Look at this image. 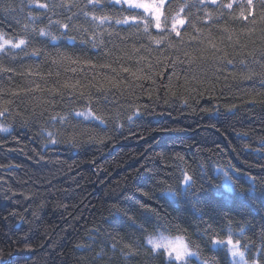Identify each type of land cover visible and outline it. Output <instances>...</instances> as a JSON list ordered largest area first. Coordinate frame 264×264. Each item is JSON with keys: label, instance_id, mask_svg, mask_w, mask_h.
Returning <instances> with one entry per match:
<instances>
[{"label": "trees", "instance_id": "obj_1", "mask_svg": "<svg viewBox=\"0 0 264 264\" xmlns=\"http://www.w3.org/2000/svg\"><path fill=\"white\" fill-rule=\"evenodd\" d=\"M86 2L78 0V7L70 12L58 9L60 15L43 14L33 25L36 31L23 28L28 23L27 0H23L24 13L17 11L8 17L0 13V33L4 38H23L27 42L22 50L6 46L0 52V69H11L0 70V107L10 101L6 105L9 111L0 116V125L9 128L8 132H0V259L6 264H166L163 255L153 258L143 249L125 260L119 253L122 244L115 253L111 251L114 238L143 241L144 233L130 227L126 218L115 219L117 208H130L128 215L137 225L144 223L145 214L152 217L147 232L155 230L157 221L163 224L166 220L169 231L165 234L177 235L172 225H178L186 230L192 245H200L202 259L230 264L224 250L211 251L198 238L200 221L190 206L155 199L160 191L156 180L164 172L154 176L155 170L165 165L166 171L174 174L177 165H187L199 175L198 165L213 170L229 162L238 169V185L247 199L217 197L211 186H206L207 199L219 201L212 224L216 231L224 229L222 239L227 235L229 221L234 232L245 226L247 239L241 243H250L251 259L264 232V77L242 80L230 74L242 69L241 59L254 72H264L250 57L236 54L241 46H246L244 53L261 46L259 30L251 34L242 31L251 25L233 19L246 0H220L221 4L232 2L233 9H223V17L215 20L214 16L208 25L203 22L204 11L198 0H172L173 10L186 2L189 5L182 14L186 16L181 26L184 43L170 33L161 45L150 41L142 25L138 31L136 27L115 24V19L132 14L120 6L105 5L103 13L113 20L96 28L81 12ZM254 2L259 15L258 0ZM15 3L18 9L21 0ZM206 7L214 14L221 11L215 5ZM73 13L76 15L72 21H67L66 17ZM33 14L40 13L33 10ZM48 16L68 22L67 34L62 35L65 30L58 25H48ZM15 18L20 22L15 23ZM193 24L203 29L204 35L210 32L219 47L230 54L234 65L214 63L213 49L207 41H190V35H197ZM225 26L233 33L232 41L222 31ZM262 27L257 25L258 29ZM40 28L51 31L58 39L41 37ZM150 31L157 34L154 28ZM237 39L239 45L235 44ZM169 42L175 47L169 48ZM33 49L38 54L33 55ZM201 49L208 59L199 58ZM184 52L197 58L191 66L182 62L186 59ZM174 59L177 62L173 65ZM122 67L143 69L152 79L135 80ZM217 68L222 70L218 72ZM105 77H116L122 83L103 92L95 88L88 91L93 94V107L105 116L107 127L94 126L98 125L96 121L78 123L82 118H74L78 142L73 147L67 143L69 132L51 117L82 110L87 101L69 103V90H64L63 99L50 95L49 90L59 88L65 81L105 83ZM45 100L55 103L44 104ZM130 104L141 106L140 118H134L132 123L127 120L132 111ZM117 112L121 114L122 128L115 126ZM48 131L61 142L47 143ZM89 136L101 137L103 142L89 140ZM257 148L262 151L257 152ZM249 177L255 178L253 192H249ZM174 182L170 177L168 183ZM198 207L200 212L208 213L203 204Z\"/></svg>", "mask_w": 264, "mask_h": 264}, {"label": "snow or ice", "instance_id": "obj_2", "mask_svg": "<svg viewBox=\"0 0 264 264\" xmlns=\"http://www.w3.org/2000/svg\"><path fill=\"white\" fill-rule=\"evenodd\" d=\"M198 4L203 7L204 11V24L208 25L215 20H219L223 17V9L232 10L233 3L221 4L220 0H198ZM215 5L217 9H220L218 14H214L210 11L206 5ZM105 5L112 7L120 6L123 11L132 13L131 15H123L122 18L115 19V24L118 25H129L136 27L140 30V25H142V31L148 36L150 41L155 45H161L163 42L167 41L170 33H175L176 37L180 38V42L184 43L183 37L181 35V26L186 23L185 14L186 9L189 5L186 3L181 4L178 10L172 9V0H87L84 9L81 12L85 18H90V20L95 24L96 28H100L106 22H111L113 17L103 13ZM259 5V15H257V3L254 0H246V5H241L238 15H233V19H239L245 24H250L251 27H246L242 31L248 33H254L257 30L261 32L259 37L261 46L254 47L251 51L246 53L243 52L244 47L241 46V51L236 53L237 55H244L246 58L250 57L253 64H259L261 68H264V27L257 28V25H264V0H258ZM126 6V8H125ZM27 7L29 9L27 14V21L23 25L25 31L31 28L32 31H36L33 25L38 19H41L43 14L52 13L53 15H60L57 11L58 9H63L70 12L73 7H78V0H27ZM91 11H88V8ZM33 10L39 12V15H34ZM42 10V12L40 11ZM142 10V11H141ZM24 13L25 6L23 0L17 9L15 0H0V13H3L5 17L14 16L17 13ZM98 12L102 14H97ZM231 14V12H230ZM76 14L73 13L66 17L67 21H72ZM169 21L171 26L169 27ZM19 19L15 18V23H19ZM48 25H58L60 29L65 30L62 35L67 34V30L70 27L68 22L61 21L59 19H52V16H48ZM73 27H76L73 25ZM195 29L197 35H190L189 40L197 42L198 44H205L207 41L208 46L213 49L211 59L214 63H219L221 65H234V60L230 57L227 51H224L215 42L211 33L204 35L203 29L197 28L196 24L192 25ZM156 29L157 34L153 35L150 29ZM87 31V29H85ZM223 32L228 33V40L232 41L233 33L230 32L229 28L225 26L222 29ZM39 35L41 37H50L51 40L55 41L58 39L51 31L45 28L39 29ZM97 36L99 33L96 34ZM69 39H75V37L69 36ZM93 47L97 46L96 40H92ZM235 44L239 45V39L235 41ZM5 46H10L11 49H21L22 46H27L25 39L21 38L16 42L12 39L4 38V35L0 33V52L5 50ZM169 48L175 47L174 44L169 42ZM200 59L205 60L209 57L206 55L205 50H200ZM38 54L37 49H33V55ZM186 58L185 61L190 66L195 63L196 57L188 52L183 53ZM70 59V58H65ZM143 59V58H141ZM76 63L77 61H70ZM177 61L174 59L172 61L173 65ZM90 63V62H86ZM240 64L243 66L238 73H230L233 79L238 76L242 80H251L254 76L264 77V72L256 73L245 62V59L240 60ZM95 67V65H92ZM100 67L106 68L110 65H101ZM151 67V65H149ZM3 71H11V69H0ZM135 80H151L152 77L144 74L143 69H137L132 71L127 67H122L121 69ZM221 68H217L216 71H221ZM75 71V69H73ZM115 72V69H112ZM171 79V78H170ZM193 80L196 79L195 76L192 77ZM122 83L116 77L108 78L105 77V83H92L89 81L86 84H82L80 81L72 83L70 81H65L59 88L53 87L50 89V95H60L63 99L65 92L64 90H69L67 95L72 99L69 103H73L77 99L86 100L87 103L82 110H75L74 112H68L63 115L56 113L51 117L52 121H59L62 129L65 132H69L67 143H70L73 147L77 145V134H76V124L73 123L74 118H82V121L78 123L96 121L98 125L94 126H104L107 127L106 118L102 113H99L96 108L93 107V94L88 91L91 88H95L97 92L107 91L108 88H116ZM153 83L155 81L153 80ZM107 85V88H106ZM39 87V86H37ZM22 91H27L22 90ZM16 93H14L15 95ZM175 93H173L174 95ZM10 101H5L3 107H0V116H3L9 111L6 106ZM44 104H54V100H45ZM146 107V106H145ZM129 108L132 109L131 114L127 116L129 123L134 122V118L139 119L141 116V106L138 104H130ZM120 113L117 112L115 116L116 128H122L123 125L119 123ZM103 130V128L101 129ZM9 128L0 125V132H8ZM47 143L53 145L59 144L61 141L56 137V135L48 131L46 132ZM89 140H99L102 141L101 137L89 136ZM257 152L262 151V148H257ZM177 159L181 162L184 161L183 156L177 155ZM167 165L164 169H156L154 176H160L161 171L164 172L162 178L156 180V186L160 189L159 194L155 196V199L162 200L165 203H183L186 206H190L191 211L196 219L200 221L198 225L197 236L200 240L204 242V246L209 248V250L214 252H219L224 250L226 255L230 257V264H264V232L261 233L260 243L255 246V253L252 254L251 259L248 258V253L250 251V243H241V240H246V228L241 226L239 231H233L231 222L229 221L227 225V235L225 238H220L221 233L224 229L216 231L213 228L212 221L216 219L215 213L217 212L216 204L219 203L217 200L207 199L205 193V187L211 186L212 190L215 191L217 197H223L224 199L229 198H239L240 200H246L247 197L245 192L239 187L238 180L240 176L238 175V169L229 162L228 165H218L213 170H209L204 165H198L199 175L196 171L191 169L187 165H177L175 169V174L166 171ZM174 180V183H168L169 178ZM249 192L256 190L255 178L249 177ZM147 195V193H145ZM152 199L153 197H149ZM203 204L207 209L208 213L200 212L199 207ZM171 206V205H170ZM141 207H145L141 205ZM123 211V214L121 212ZM131 209H116L115 219L117 221H123L125 218L129 221V226L134 227L137 231L144 233L142 242H123V238L116 240L114 238L113 243L110 245L111 251L115 253L117 251L118 245L122 244L119 248L120 256L125 260L131 259L140 254L141 249L146 252H150L153 258L163 255L166 264H194L192 258L199 261L200 264H216L214 259H202V252L200 245H192L191 240L186 238V230L181 229L178 225H172L177 230V235L172 236L170 234H165L169 231L168 222L165 220L163 224L157 221L156 228L153 232H147V225L152 223V217L145 214L144 223L137 225L135 219L128 215ZM158 215V214H157ZM207 215L208 219H205ZM202 226V227H201ZM162 250V251H161ZM103 255V252L100 254ZM99 258V257H98ZM111 260V257L109 258Z\"/></svg>", "mask_w": 264, "mask_h": 264}, {"label": "rangeland", "instance_id": "obj_3", "mask_svg": "<svg viewBox=\"0 0 264 264\" xmlns=\"http://www.w3.org/2000/svg\"><path fill=\"white\" fill-rule=\"evenodd\" d=\"M13 42H16V41H13ZM6 47V46H5ZM172 236H175V235H172ZM162 251V250H161ZM229 258V261H230V257H228ZM1 261H5V260H1Z\"/></svg>", "mask_w": 264, "mask_h": 264}, {"label": "water", "instance_id": "obj_4", "mask_svg": "<svg viewBox=\"0 0 264 264\" xmlns=\"http://www.w3.org/2000/svg\"><path fill=\"white\" fill-rule=\"evenodd\" d=\"M0 264H5V261H1V263Z\"/></svg>", "mask_w": 264, "mask_h": 264}, {"label": "bare ground", "instance_id": "obj_5", "mask_svg": "<svg viewBox=\"0 0 264 264\" xmlns=\"http://www.w3.org/2000/svg\"><path fill=\"white\" fill-rule=\"evenodd\" d=\"M0 263H1V259H0ZM7 263V261L5 260V264Z\"/></svg>", "mask_w": 264, "mask_h": 264}]
</instances>
